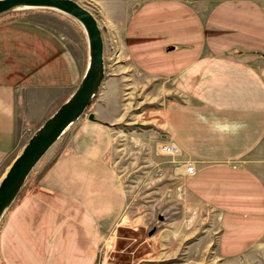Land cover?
<instances>
[{"label":"crops","instance_id":"0c3cea01","mask_svg":"<svg viewBox=\"0 0 264 264\" xmlns=\"http://www.w3.org/2000/svg\"><path fill=\"white\" fill-rule=\"evenodd\" d=\"M140 1L124 25L125 47L139 71L172 90L161 114L166 135L196 165L185 189L219 211V255L264 256V0ZM122 9L111 0L106 15ZM59 15L0 18V166L74 91L88 63L79 32ZM111 77L90 106L93 118L67 127L42 167L51 162L1 218V264H93L120 222L124 186L110 153L122 106Z\"/></svg>","mask_w":264,"mask_h":264},{"label":"rangeland","instance_id":"374dc122","mask_svg":"<svg viewBox=\"0 0 264 264\" xmlns=\"http://www.w3.org/2000/svg\"><path fill=\"white\" fill-rule=\"evenodd\" d=\"M77 1L96 13L103 37L105 75L111 74L116 80L122 106L120 118L113 124L110 162L122 180L126 202L120 222L106 236L97 259L104 257L105 264H264V256L252 255L251 251L240 256L219 255V211L185 189L184 179L193 174L184 173V169L190 163L196 172V165L181 154L164 131L161 109L172 90L164 79L139 71L134 55L125 47L124 25L141 1L121 0L123 9L117 17L106 15L111 0ZM35 9L53 10L72 24L89 57L84 27L67 13L47 7L18 8L0 14V18ZM96 98L82 117L93 118L90 106ZM168 142L175 143L177 150L166 151L164 144ZM47 154L25 179L24 189L50 161L42 167ZM10 162L0 166V178Z\"/></svg>","mask_w":264,"mask_h":264},{"label":"water","instance_id":"95a60500","mask_svg":"<svg viewBox=\"0 0 264 264\" xmlns=\"http://www.w3.org/2000/svg\"><path fill=\"white\" fill-rule=\"evenodd\" d=\"M47 7L67 13L84 27L88 63L74 91L33 130L0 178V219L16 199L25 179L67 127L94 100L105 77L103 37L96 16L77 0H0V14L18 8Z\"/></svg>","mask_w":264,"mask_h":264},{"label":"built area","instance_id":"2783aa9c","mask_svg":"<svg viewBox=\"0 0 264 264\" xmlns=\"http://www.w3.org/2000/svg\"><path fill=\"white\" fill-rule=\"evenodd\" d=\"M164 149H166V151H168V152H172L173 150H177V145L173 142H168V143L164 144ZM194 172H195L194 164L189 163L188 165H186V167L184 169V173L193 174ZM104 259H105L104 257L102 259L98 258L97 260H95V262L93 264H105L106 260H104Z\"/></svg>","mask_w":264,"mask_h":264},{"label":"trees","instance_id":"16d2710c","mask_svg":"<svg viewBox=\"0 0 264 264\" xmlns=\"http://www.w3.org/2000/svg\"><path fill=\"white\" fill-rule=\"evenodd\" d=\"M50 162H51V160L47 163V165H48ZM47 165H46V166H47ZM24 185H25V184H23V186L21 187V189H20V191H19V193H18L16 199H17V198L20 196V194L23 192ZM16 199H15V200H16Z\"/></svg>","mask_w":264,"mask_h":264}]
</instances>
